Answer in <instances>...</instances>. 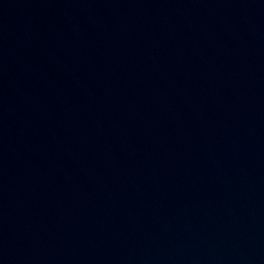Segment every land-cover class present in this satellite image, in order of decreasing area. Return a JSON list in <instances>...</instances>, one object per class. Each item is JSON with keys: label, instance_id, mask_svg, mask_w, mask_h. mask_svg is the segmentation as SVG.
Here are the masks:
<instances>
[{"label": "water", "instance_id": "95a60500", "mask_svg": "<svg viewBox=\"0 0 264 264\" xmlns=\"http://www.w3.org/2000/svg\"><path fill=\"white\" fill-rule=\"evenodd\" d=\"M0 264H264V0H0Z\"/></svg>", "mask_w": 264, "mask_h": 264}]
</instances>
